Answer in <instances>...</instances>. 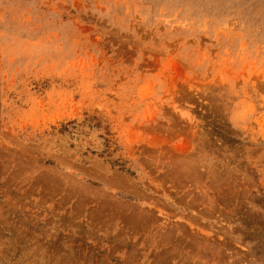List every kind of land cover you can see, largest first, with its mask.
I'll return each instance as SVG.
<instances>
[{
    "label": "rangeland",
    "instance_id": "obj_1",
    "mask_svg": "<svg viewBox=\"0 0 264 264\" xmlns=\"http://www.w3.org/2000/svg\"><path fill=\"white\" fill-rule=\"evenodd\" d=\"M0 264H264V0H0Z\"/></svg>",
    "mask_w": 264,
    "mask_h": 264
},
{
    "label": "bare ground",
    "instance_id": "obj_2",
    "mask_svg": "<svg viewBox=\"0 0 264 264\" xmlns=\"http://www.w3.org/2000/svg\"><path fill=\"white\" fill-rule=\"evenodd\" d=\"M173 257V256H172Z\"/></svg>",
    "mask_w": 264,
    "mask_h": 264
}]
</instances>
